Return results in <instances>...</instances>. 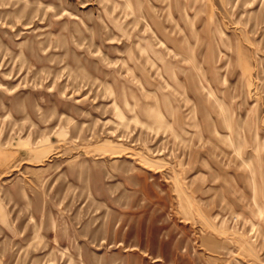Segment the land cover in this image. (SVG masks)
<instances>
[{"label": "rangeland", "instance_id": "1", "mask_svg": "<svg viewBox=\"0 0 264 264\" xmlns=\"http://www.w3.org/2000/svg\"><path fill=\"white\" fill-rule=\"evenodd\" d=\"M0 264H264V0H0Z\"/></svg>", "mask_w": 264, "mask_h": 264}]
</instances>
